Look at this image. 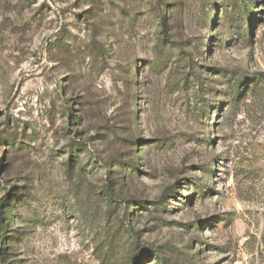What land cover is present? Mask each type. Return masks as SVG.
Here are the masks:
<instances>
[{
    "label": "rangeland",
    "instance_id": "obj_1",
    "mask_svg": "<svg viewBox=\"0 0 264 264\" xmlns=\"http://www.w3.org/2000/svg\"><path fill=\"white\" fill-rule=\"evenodd\" d=\"M0 264H264V0H0Z\"/></svg>",
    "mask_w": 264,
    "mask_h": 264
},
{
    "label": "trees",
    "instance_id": "obj_2",
    "mask_svg": "<svg viewBox=\"0 0 264 264\" xmlns=\"http://www.w3.org/2000/svg\"><path fill=\"white\" fill-rule=\"evenodd\" d=\"M241 87H242L241 83H239V84L236 83L234 86H232V90L234 91V93H237L238 91H240Z\"/></svg>",
    "mask_w": 264,
    "mask_h": 264
}]
</instances>
